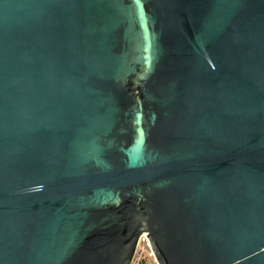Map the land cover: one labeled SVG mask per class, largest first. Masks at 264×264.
I'll list each match as a JSON object with an SVG mask.
<instances>
[{
	"label": "water",
	"instance_id": "water-1",
	"mask_svg": "<svg viewBox=\"0 0 264 264\" xmlns=\"http://www.w3.org/2000/svg\"><path fill=\"white\" fill-rule=\"evenodd\" d=\"M264 264V0H0V264Z\"/></svg>",
	"mask_w": 264,
	"mask_h": 264
},
{
	"label": "built area",
	"instance_id": "built-area-1",
	"mask_svg": "<svg viewBox=\"0 0 264 264\" xmlns=\"http://www.w3.org/2000/svg\"><path fill=\"white\" fill-rule=\"evenodd\" d=\"M131 264H157L148 238L143 235L138 244Z\"/></svg>",
	"mask_w": 264,
	"mask_h": 264
}]
</instances>
